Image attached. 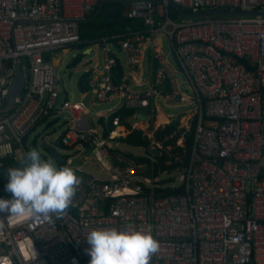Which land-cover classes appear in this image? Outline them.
<instances>
[{
	"label": "built area",
	"instance_id": "obj_1",
	"mask_svg": "<svg viewBox=\"0 0 264 264\" xmlns=\"http://www.w3.org/2000/svg\"><path fill=\"white\" fill-rule=\"evenodd\" d=\"M103 1H130L126 17L144 27L90 42L101 57V75L89 81L94 99L115 97L133 110H148L155 101L194 106L183 125L191 131L195 120L189 153L182 147L179 194L148 188L139 174L145 164L111 153L107 138L115 129L103 136L84 118L83 99L60 98L46 54L81 44L80 24ZM171 4L188 14L264 10V0H0V110L16 62L24 78L12 108L0 112V166L6 158L22 161L34 128L63 116L59 141L67 164L90 152L111 173L79 176L69 206L49 220L30 210L0 213V264H89L86 238L94 228L151 232L159 248L149 264H264V16L186 19ZM157 37L167 40L177 69L159 63L143 87L134 71ZM114 44L126 56L118 81Z\"/></svg>",
	"mask_w": 264,
	"mask_h": 264
},
{
	"label": "clouds",
	"instance_id": "obj_2",
	"mask_svg": "<svg viewBox=\"0 0 264 264\" xmlns=\"http://www.w3.org/2000/svg\"><path fill=\"white\" fill-rule=\"evenodd\" d=\"M79 183L73 166H57L30 149L21 166L7 170L4 187L10 196L0 197V213L30 210L34 217L49 220L50 214L59 215L69 206ZM86 243L89 264H149L151 254L159 248L151 232L116 228H94Z\"/></svg>",
	"mask_w": 264,
	"mask_h": 264
},
{
	"label": "rangeland",
	"instance_id": "obj_3",
	"mask_svg": "<svg viewBox=\"0 0 264 264\" xmlns=\"http://www.w3.org/2000/svg\"><path fill=\"white\" fill-rule=\"evenodd\" d=\"M122 3L119 4V6L121 5V8H125L124 11H126L127 7H129L130 5V1H120ZM101 20V16L99 18H97L95 20V22H100ZM95 50V51H94ZM149 52L144 53V55L148 56ZM117 56H119L122 59V62L125 61V54L123 52L120 53H116ZM162 54L166 57L167 62L170 64V66L173 69H177V65L175 62V58L170 50V47L168 45V42L166 39L163 40V48H162ZM97 55V59H98V64L101 65V57L98 54V48L97 47H93V50L91 53L89 54H84V51L81 48H71L70 52L66 55V57L64 58L63 61V65L60 66L59 70L57 71V77L59 79L60 82V94H61V99H63L64 94H63V87L65 88V90L67 91V93L69 94L71 91H73L77 98H79V92L77 90V86H76V82L78 77L82 74V72L84 71V69L86 68V66H84V64L78 63L77 64V68L74 69V66L72 64L73 58L75 56L80 57L81 60H88L91 57ZM82 62V61H81ZM146 63V59L144 61V64ZM160 107H161V111L164 115L171 116V118H175L181 115H185L188 114L190 112H194V106H179L177 109H173V108H169V106L167 104H162L160 103ZM168 106V107H167ZM152 115H150V119L147 123V125L145 126V128L143 127L142 132L143 135L146 136L149 140H150V146H154L157 147L160 150V154H165L168 159L165 162V165L170 166L174 163H179L180 165L182 163H184V153L182 154V156H174L172 154V148L173 147H164L162 145L161 142H159L156 137L155 134L159 131L162 130L166 125H168L170 123L167 122V124H158L155 122V113H152ZM173 115L175 117H173ZM84 118L88 121V122H92L91 120V115L85 111L83 113ZM52 119V118H51ZM183 118H177L174 119V121L177 124V131L179 130L182 135L183 133L188 134L189 131L187 132V130L184 128V123L186 121L182 120ZM64 117L61 116L58 118L57 122H52L53 124L51 126H47L45 125V123H39L34 130L27 136L26 140H25V145L27 150L29 151L30 149H36L41 157L45 160L51 161L52 163L56 164L58 166L57 161L45 150L41 149L40 145L42 142H45L46 144H50L53 147L57 148L55 146V142L57 141V139L61 136L63 130H64V126L65 123L63 122ZM58 123V124H56ZM61 124V125H60ZM60 125V126H58ZM189 128H190V122H189ZM181 135V134H180ZM184 137V136H183ZM115 144H113L112 146H114ZM176 146L178 147H185V143L184 140H182V138L176 141ZM115 147V146H114ZM116 149H119V151H121V153H123V155H131L132 157H146L148 158L152 163L156 162V158L153 157L151 154L147 153L143 148L141 147H132V146H127L125 144H118L116 146ZM57 151L62 154V155H68L67 151L62 150L57 148ZM76 158L78 156H80L78 159L79 162V166H80V171L85 172V173H92L94 175H98L99 174V169L100 166L98 167L96 165V163L94 162V159H92V154L90 152H84V154L79 155V154H75L74 155ZM130 159V158H129ZM183 167L184 165H181V168H177L171 171H160L158 173L152 172L151 168H153V166L150 167V169L147 168V166L144 165L143 169H139V174L140 176H142V182L148 187V188H153L152 185H154V187L158 186L161 189H165V188H174V187H178L181 183H182V178H183ZM148 169V171H147ZM149 174V175H148ZM106 175V174H103ZM104 177V176H101Z\"/></svg>",
	"mask_w": 264,
	"mask_h": 264
},
{
	"label": "crops",
	"instance_id": "obj_4",
	"mask_svg": "<svg viewBox=\"0 0 264 264\" xmlns=\"http://www.w3.org/2000/svg\"><path fill=\"white\" fill-rule=\"evenodd\" d=\"M120 3H122V2H120ZM128 8L129 7H127V9ZM124 9L125 8H122V15L126 16L127 9H126V11H124ZM107 14H108V16L112 17L113 19L116 16V12L112 8H110L107 11ZM90 19H88V20H90ZM159 39H160V37H157L155 40L151 41V43L148 45L147 49L139 57L138 67L135 68L134 76H135L136 82L143 83V87H145L146 83L148 81H150V79L152 78L153 71L155 69V67L152 63L153 59H156L158 61V65H159V63H162L164 65H167L173 72L176 71V69H173L170 66V64L166 60V57L162 54L161 50L163 48V41L161 40V44H159V41H158ZM90 42L91 41H89L87 39V40L82 41L81 44H76V45H71L68 47L61 48V49H56V50L52 51L51 53H47L46 58L53 63V66H54L56 73H57L60 66L63 65L64 58L70 52L71 48H81L84 51V54L91 53L94 46L92 44H90ZM117 48H119V47H117V45H115L114 49H113L114 55L119 60V62L117 63V66L115 67V69L113 71V76H114L115 81H118L120 79V77L122 76V74L126 71V63H125L126 62V56H125V61L122 62V59L119 56H117V54H116V53L121 52ZM170 50H171V48H170ZM146 52H149L148 56L144 55V53H146ZM97 57L98 56L95 55L88 60H81L80 57L75 56L73 58L72 64L74 66V69L77 68L78 63L84 64V66H86V68L84 69L82 74L90 73V76L88 79V81H90V79L92 77L101 75V65L98 64ZM145 59H146V63L144 64ZM80 76L78 77L77 82H76L77 90L79 92V98H77L76 94L73 91H71L68 94L67 91L65 90V88L63 87V94H64L63 99H66V98H68L70 100L83 99L87 104V110L86 111L91 115L92 122H89V123L96 129V131L98 133L103 134V136H105L106 130L115 129V131L117 132V135L115 137H111V138L108 137L107 138L108 139V145H109L110 151L112 153L121 152V151H119V149H116L117 148L116 146L120 143L124 144L123 142H121V138H124L132 128L143 129V127L145 128V126L147 125L150 118H147V120L143 121V120H139L136 115H138L139 113H142L144 115H146L147 113L149 114L150 109H151V113H155V122L157 121V117L160 113L162 114V116L164 115L161 111V107H160L159 102L155 101V102L151 103L150 109H148V110H144V109L133 110L134 113L131 116L126 117L124 119L123 124L119 123V120H118V125L117 126L112 125V127H111L110 126L111 123H109L110 117L113 114H115L116 112L120 111L121 109L124 108L127 110V108L123 107L121 104V101L115 97H113L112 99H110L109 101L104 102V103L97 102L93 97V89L91 88L90 84H88L89 90H87V92L85 94L80 92V90L78 88V80H79ZM60 98H61V94H60ZM168 106H169V108H173V109L176 108L177 109L179 107V103H174L173 105L169 104ZM192 114H193V112H190L188 114L181 115L178 117H175L173 115V117H175L174 119L183 118L182 120L187 121V119ZM163 117L165 119H164L163 123H161L162 125L167 124V122H169V121L170 122L174 121V119L171 118V116H168V114L164 115ZM166 120H168V121H166ZM57 121H58V118H52V119L49 118V119L45 120L44 123L47 127V126H51L53 124L52 122H57ZM63 122L65 123L64 120H63ZM56 124H58V123H56ZM60 125H58V126H60ZM108 131H107V135L105 137L108 136ZM58 141H59V138L55 142V146L57 145ZM113 144H115L114 145L115 147L112 146ZM79 157L80 156H78L76 159L79 160L78 159ZM92 159H94V162L96 163V165L98 167L100 166V169H99L100 176L94 175L90 172L85 173V172H82L80 170L77 173L78 176H82V175L87 174V175H92V176L100 177V178H110L111 173L109 172L108 168H106V165L98 162V160H96L93 156H92ZM79 169H80V166H79ZM103 174H106V175H103ZM101 176H104V177H101Z\"/></svg>",
	"mask_w": 264,
	"mask_h": 264
},
{
	"label": "trees",
	"instance_id": "obj_5",
	"mask_svg": "<svg viewBox=\"0 0 264 264\" xmlns=\"http://www.w3.org/2000/svg\"><path fill=\"white\" fill-rule=\"evenodd\" d=\"M119 3L120 1H104L102 3L101 10L97 15L95 14L98 12L99 7H96V9L91 13V15L87 18V20L80 24L79 27L80 39L82 41L87 39L89 41H93L94 39L97 38L110 37L116 34H123L127 27L134 30L143 29L144 25L141 19H130L122 15V8L121 5L119 6ZM110 8H112L116 12V16L114 19L108 16L107 14V11ZM170 9H172L173 11V8ZM100 16H101L100 22H95V20ZM152 63L155 68L158 66V61L156 59H153ZM89 76L90 73H84L80 76L78 80V88L80 92H82L83 94H85L87 90H89V85H88ZM133 113H134L133 109H129V110L128 109L126 110L124 108L121 109L120 111L116 112L110 117V122H109L111 123L110 126L112 127V120L114 118H118L119 123L123 124L124 119L128 116H131ZM194 123L195 120L193 121V126L191 128V131L185 135L184 143H185L186 154L189 153L192 144ZM108 130H106L105 136L107 135ZM180 133L181 132L179 130L177 131L176 122L171 121L162 130H159L155 134V137L159 142L162 143L164 147H168V146L173 147L171 152L174 156L175 155L182 156L183 149L181 147L176 146V141L179 139ZM121 142H123L127 146L141 147L144 150H147L150 146V140L146 136H143L140 130H132L124 138H121ZM56 146L57 148L65 149L60 141L57 142ZM126 157L132 159L137 164H142V163L145 164L148 169H150V167L153 166V168H151V171L155 173L166 170L171 171L177 168H181V165H185L186 162V159H184L185 161L181 165L179 163H174L170 166H167L165 165V162L168 159V157L165 154H162L161 156L157 157L156 158L157 160L154 163H152L146 157L136 158V157H132L131 155H126ZM66 158H68V156L64 155L62 162L58 163V166L67 164ZM23 161L24 159L19 163H15L8 158L2 160V164L0 166V194H4L7 197L10 196V193L6 192L4 187L7 178V170L12 167L21 166ZM181 192H182V187L156 189V193H160V194H179Z\"/></svg>",
	"mask_w": 264,
	"mask_h": 264
},
{
	"label": "water",
	"instance_id": "obj_6",
	"mask_svg": "<svg viewBox=\"0 0 264 264\" xmlns=\"http://www.w3.org/2000/svg\"><path fill=\"white\" fill-rule=\"evenodd\" d=\"M104 2V1H103ZM102 2V3H103ZM102 3L99 7L98 12L101 10ZM171 6L183 17L186 19H192V18H198V17H205V16H264V10L262 11H204L197 14H188L184 11H182L179 7H177L174 4H171ZM161 38L158 40L159 44H161ZM119 51L120 49L117 48ZM176 77L179 81H181V75L179 73H176ZM24 86V78L22 75V71L20 68V64L18 62L15 63V78L12 83V85L9 88V91L4 99V107L0 110V112L5 113L8 112L13 104L16 98H18L22 92ZM139 120H147V116L139 113L136 115ZM41 149L47 151L56 161L57 163H61L64 155L60 154L57 151V148L53 147L50 144H46L45 142H42L40 145ZM147 153L151 154L153 157L157 158L161 156L160 150L157 147L151 146L147 150H145ZM70 166L74 167L75 173L77 171V167L79 166V162L76 158H72L69 162Z\"/></svg>",
	"mask_w": 264,
	"mask_h": 264
},
{
	"label": "bare ground",
	"instance_id": "obj_7",
	"mask_svg": "<svg viewBox=\"0 0 264 264\" xmlns=\"http://www.w3.org/2000/svg\"><path fill=\"white\" fill-rule=\"evenodd\" d=\"M94 51H95V50H94ZM161 51H162V50H161ZM163 116H164V115H163ZM163 116H162L161 113L158 115V117H157V121H156L157 125L163 123V121H164V119H165ZM166 121H168V120H166Z\"/></svg>",
	"mask_w": 264,
	"mask_h": 264
}]
</instances>
